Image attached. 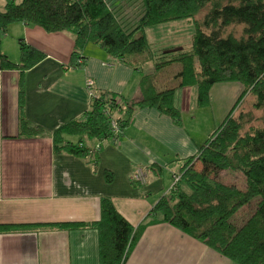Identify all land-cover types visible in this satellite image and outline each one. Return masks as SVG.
<instances>
[{"label": "trees", "instance_id": "obj_1", "mask_svg": "<svg viewBox=\"0 0 264 264\" xmlns=\"http://www.w3.org/2000/svg\"><path fill=\"white\" fill-rule=\"evenodd\" d=\"M127 1L5 0L0 8V36L7 25L21 21L39 25L47 32H70L75 45L70 65H78V59L84 57L81 51L89 43L97 44L111 58L124 60L135 68H144L152 62V72L172 61L181 63L176 86L159 88L150 71L140 82L142 95L134 100L94 90L84 117L63 123L51 132L54 151L89 155L96 160L97 149L84 145L83 139L111 138L112 118L118 123L120 135L137 107L150 106L179 121L174 92L180 87L195 86L200 107L209 103V91L214 83H242L239 97L198 152L183 161L176 173L179 179L152 206L147 216L152 218L143 220L137 227L115 209L109 197H101L96 221L0 224V231L19 229V226L94 228L98 234L99 264H124L143 228L159 214V220L203 241L237 264H264V0H139L141 12L133 25L126 26L116 11ZM201 10L204 13L197 17ZM177 19L194 21L189 47L172 48V54H165L170 49L155 50L147 40L145 28ZM18 48L17 63L8 59L0 48V70L20 71L17 135H42L44 128L24 117L22 75L43 60L45 54L23 38ZM248 93L254 95L252 108L261 110L260 126L252 124L257 118L251 110H240L234 116ZM70 135L79 136L78 141L67 140L66 136ZM196 162L201 165L199 169ZM228 170L241 172L243 187L218 178L220 171ZM105 178L110 181L111 173L106 171ZM247 204L251 205L249 217L240 224L233 221L232 216Z\"/></svg>", "mask_w": 264, "mask_h": 264}, {"label": "crops", "instance_id": "obj_2", "mask_svg": "<svg viewBox=\"0 0 264 264\" xmlns=\"http://www.w3.org/2000/svg\"><path fill=\"white\" fill-rule=\"evenodd\" d=\"M4 3L0 2V8ZM0 37L1 51L16 63L22 38L45 54L22 75L23 114L30 123L44 128L42 135H17L20 71L0 70V224L96 221L101 197H109L134 227L152 218L147 217L152 206L172 187L169 175L177 173L183 161L196 154L216 129L201 138L199 131H193L195 125L191 129L192 122L190 127L186 125L182 112L195 110L193 105L210 109L211 99L200 107L195 94V100L191 96L185 105L184 88H178L174 105L178 108L179 94L184 107L178 108L179 121L153 107H137L115 140L83 139L84 145L97 149L96 160L89 155L54 151L51 132L84 117L90 105L88 79L92 80L93 91L105 90L121 99L134 100L142 95L140 82L153 66L135 68L111 58L93 43L81 51L84 57L78 65H70L75 46L70 32H47L22 21L7 25ZM190 118L196 120L195 114ZM66 139L76 142L79 136ZM167 168L165 180L163 171ZM106 171L111 173L110 181L105 178ZM139 172V180L134 179L132 174ZM154 218L143 228L124 264H237L203 241L159 220V214ZM98 254V234L90 227L19 226L0 231V264H99Z\"/></svg>", "mask_w": 264, "mask_h": 264}, {"label": "rangeland", "instance_id": "obj_3", "mask_svg": "<svg viewBox=\"0 0 264 264\" xmlns=\"http://www.w3.org/2000/svg\"><path fill=\"white\" fill-rule=\"evenodd\" d=\"M4 0H0L3 2ZM18 0H16L17 2ZM141 12V6L139 0H129L127 4H123L117 11V15L120 16V21L123 22L124 25L128 26L133 25L135 19H137L138 15ZM204 13L203 10L197 15V17H201ZM240 28L238 27L237 30ZM194 21L193 19H177L173 21H166L162 24H157L155 26H149L145 28L147 40L151 43L153 48H162L166 47L170 49L165 54H172L173 52L171 49H178V47L187 48L191 44V36L194 32ZM137 35V33L135 34ZM165 48V49H166ZM158 53V52H156ZM159 54V53H158ZM163 54V55H165ZM13 58V56L11 57ZM152 62H149V66H152ZM181 68V63L178 61H172L168 65L162 66L157 69V71H151L152 79L155 84L159 88H169L172 86H176L178 83V72ZM149 73V72H148ZM184 88V93L182 96L184 97L183 102L186 105V102L190 103V98L192 96V100H195V86H186ZM243 89L242 83L235 81V82H218L214 83L213 88L210 91V99L211 103L208 107L203 108H196L191 109L190 111H183V118L188 127H190L189 122L192 126L195 125L196 127L193 131L200 132V137L204 138V135L212 132L219 124L224 120L226 113L234 106L233 104L236 102L237 98L240 95L241 90ZM177 90V89H176ZM174 92V102H175V93ZM176 104H178V108H184L181 101L179 94H176ZM197 98V97H196ZM254 101V95L248 94L243 98L240 102L237 109L234 111V116L240 110L248 111L251 110L252 114L257 118L256 120L252 121V124L260 126L262 124L261 117V110H255L252 108V103ZM195 114L196 120L191 121L190 115ZM192 132V130H190ZM174 168H178V165H172ZM196 168L199 169L201 167L199 162H196ZM172 167V168H173ZM171 168V169H172ZM167 168L163 171L164 178L166 180ZM169 175V174H168ZM170 177V183H173V176ZM218 178L225 183H236L238 187L244 186V177L241 172L236 171H220L218 174ZM168 187V186H167ZM170 189V188H169ZM168 190V189H167ZM251 212V205L247 204L244 208H241L240 211L236 212L232 216V220L236 223H242V220H245L249 217Z\"/></svg>", "mask_w": 264, "mask_h": 264}, {"label": "built area", "instance_id": "obj_4", "mask_svg": "<svg viewBox=\"0 0 264 264\" xmlns=\"http://www.w3.org/2000/svg\"><path fill=\"white\" fill-rule=\"evenodd\" d=\"M83 59L82 58H79L78 59V62H80V61H82ZM86 87H87V89H89V91H90V94H92V92H93V89H92V80L91 79H88L87 80V82H86ZM110 122H111V131H112V133H113V136H112V138L115 140L116 139V137L118 136V133H119V126H118V123H117V121H115V119H110ZM98 147V146H97ZM140 172L139 173H133L132 174V176L134 177V179H136V180H139V178H140ZM179 175L178 174H176V173H174L173 174V183H172V187H173V185H174V183L179 179ZM171 187V188H172Z\"/></svg>", "mask_w": 264, "mask_h": 264}]
</instances>
